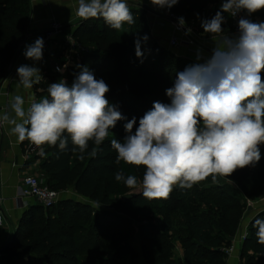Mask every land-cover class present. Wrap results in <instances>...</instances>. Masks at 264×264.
<instances>
[{
	"label": "trees",
	"instance_id": "16d2710c",
	"mask_svg": "<svg viewBox=\"0 0 264 264\" xmlns=\"http://www.w3.org/2000/svg\"><path fill=\"white\" fill-rule=\"evenodd\" d=\"M221 3L179 0L170 9H161L195 23L198 36H204L202 20L212 19ZM128 4L135 22L120 30L109 27L103 18L80 19L68 27H75V37L92 50L79 65H86L97 80L105 81L107 99L127 119L118 121L101 145L90 141L83 158L69 138L66 149L44 145L28 162L40 161L51 188L61 192L73 189L89 202L68 197L49 208L32 204L0 256V264H125L139 259L141 264H227L226 249L232 246L244 220L246 200L264 197V145L255 165L237 169L230 177H209L190 189L176 186L166 200H148L142 189L130 193L122 181L115 180V174L123 171L125 176L135 175L137 184L142 181L137 167L116 163L111 140L122 141L127 120L136 117L138 126L153 102L170 103L165 90L174 85L178 72L191 65L190 60L158 43L153 47L152 64L144 58L141 62L135 54V41L151 35L149 16L153 10L134 1ZM31 14V0H0V83L20 52ZM223 15L226 31L229 14ZM260 16L264 22V13ZM79 71L68 69L63 77L71 84L73 74ZM46 74L50 81L59 77L48 69ZM47 85L42 82L37 86L39 99L47 95ZM93 149L95 156L89 155ZM232 179L235 182H230ZM128 195L132 196L125 198ZM255 218L264 219V211ZM137 233L138 247L134 244ZM240 251L241 264H264V244L258 242L251 221Z\"/></svg>",
	"mask_w": 264,
	"mask_h": 264
},
{
	"label": "clouds",
	"instance_id": "9594fccd",
	"mask_svg": "<svg viewBox=\"0 0 264 264\" xmlns=\"http://www.w3.org/2000/svg\"><path fill=\"white\" fill-rule=\"evenodd\" d=\"M179 0H150L159 8H171ZM264 10V0H222L220 10L210 20H202L204 33L212 37V54L176 74L174 85L165 90L170 103L153 102L139 119L127 120L123 140L112 139L116 163L144 167L140 182L148 200L168 199L174 187L190 189L211 177H230L237 169L255 165L264 145V22L247 16ZM238 34L230 35L222 25L224 13L237 17ZM76 15L84 20L103 18L115 30L132 25L133 13L128 0H77ZM179 26L185 19L178 17ZM191 29H187L186 34ZM135 41V54L143 62L142 41ZM43 38L25 45L24 56L35 62L43 58ZM67 64L56 71L63 72ZM69 84L66 79L47 85L40 100L15 95L11 112L0 114V125H9L10 134L19 142L28 140L67 148L68 140L83 154L89 142L101 145L118 121L126 120L106 94L109 86L97 80L86 65H77ZM18 86L32 89L44 82L40 68H17ZM135 128V130H134ZM75 150V149H74ZM91 156L96 155L95 149ZM117 182L137 187L135 175L115 174ZM258 242L264 244V219L251 220Z\"/></svg>",
	"mask_w": 264,
	"mask_h": 264
},
{
	"label": "crops",
	"instance_id": "0c3cea01",
	"mask_svg": "<svg viewBox=\"0 0 264 264\" xmlns=\"http://www.w3.org/2000/svg\"><path fill=\"white\" fill-rule=\"evenodd\" d=\"M31 8L32 14L27 38L21 46L18 56L15 58L12 67L0 87V114H3L5 111L11 112L10 102L15 95H21L25 98L26 108L30 103L29 97L34 99L38 98V85L28 90L24 89L22 85L18 86L17 68L19 66L27 64L40 68L44 82L51 84L65 79L63 77L65 72L71 68L77 69L76 66L80 64H78L72 56L68 57L66 55V51L64 47L61 46L60 42L56 46L52 45L50 48H43V58L38 62L26 59L23 54L25 45L32 44L37 38H40V35L50 27L54 20L62 22L67 27L77 24L76 21L82 19L76 15L77 0H31ZM261 13H264V10L258 11L253 15L261 18ZM229 21L230 18L228 16V30L226 29V32L233 35L231 33V23ZM193 24L195 25V23ZM149 25L151 28V35L148 36L145 46L142 41L144 60L148 64H152L153 47L155 43L171 49L181 57L187 58L191 61V65L202 62V60H197L198 52L203 59L208 58L212 54L214 43L212 37L207 34L198 36V40L194 45H183L180 48H171L169 45L170 39L174 35H177V33L174 30L173 21L169 19L166 11L161 8L152 11L149 16ZM57 64L62 65V68L67 64V67L63 72H58L55 70ZM47 69L59 75L56 81H50L46 74ZM25 144H28L27 140L19 142L16 136L10 134V126H4L0 138V206L5 210L7 223L4 227H0V245L10 239L25 210L32 204H35L31 199H27L28 201H25V203L23 202V179L25 174L31 172L45 180L42 175L40 161L37 159L32 163H28L30 159H25ZM70 192L72 194H77L73 189L67 191V193ZM254 201L255 204L253 208L245 215L247 218L243 220L242 226H240L235 238L242 233L244 226L251 221L256 214L264 211V197ZM241 245L242 243L238 244L236 250L228 255L227 264H241Z\"/></svg>",
	"mask_w": 264,
	"mask_h": 264
},
{
	"label": "built area",
	"instance_id": "2783aa9c",
	"mask_svg": "<svg viewBox=\"0 0 264 264\" xmlns=\"http://www.w3.org/2000/svg\"><path fill=\"white\" fill-rule=\"evenodd\" d=\"M168 17L171 16L173 18V26L177 35H174L169 42L171 48H180L183 45H194L198 40V34L196 32V27L193 23L186 22L183 27L179 26L178 17L175 15L168 14ZM240 16H247V13L241 12L237 17H232L229 15L230 23H231V33L233 35L238 34V20ZM253 22H263V20L258 16H247ZM67 26L60 21L54 20L50 27L40 35V38H43L44 47L50 48L52 45H58L61 43V46L64 47L66 51V55L72 56L75 61L79 64L82 61L84 55L90 53L92 50L89 46L84 44L82 41L77 39L74 35L75 27L66 28ZM187 29H191V32L186 34ZM57 67H61L62 65L57 64ZM35 100H40L36 98ZM5 125H0V138L2 136ZM28 141V140H27ZM43 151L42 147H37L28 141L26 144L25 151V159L29 160L34 156H37ZM24 189L22 194V199L28 201L27 199H31L35 204L41 205L45 208H49L55 205L61 197L63 192L58 191L56 189L51 188L48 184H46L45 180L41 177L37 176L34 173H26L23 179ZM1 201V194H0ZM28 203V202H27ZM255 204L254 200L247 199V209L245 215L248 214L250 209L253 208ZM30 207V206H29ZM7 223V215L3 207L0 206V227H4ZM250 221L244 226L242 233L234 238L233 244L231 247L226 249L228 255L232 254L236 250V246L238 244L243 243L247 238L248 226Z\"/></svg>",
	"mask_w": 264,
	"mask_h": 264
},
{
	"label": "rangeland",
	"instance_id": "374dc122",
	"mask_svg": "<svg viewBox=\"0 0 264 264\" xmlns=\"http://www.w3.org/2000/svg\"><path fill=\"white\" fill-rule=\"evenodd\" d=\"M129 1H134V2L139 3V4H142V5H145V6H149L150 8H152V10H157V9H159V7L152 5V4L150 3V0H128V2H129ZM162 10H163V9H162ZM76 22H78V20H77ZM124 26L126 27V24H125ZM90 39H91V38H90ZM93 40H96V38H93L92 41H93ZM93 42H94V41H93ZM145 45H146V42H144V46H145ZM260 148L263 149V145H261ZM144 172H145L144 167H137V173H138L139 177L141 178V180H142V177H143ZM233 178H234V176H233ZM230 182H235V181L232 179V181H230ZM141 189H142V185L139 183V184H137V187H136V188H134V189H133V188H129V192H130V193H131V192H132V193H133V192H138V191L141 190ZM69 196H70L71 198L75 199V200H84V201H86V202H89L88 199L83 198V197L80 196L79 194H72L71 192H70V193H67V191H64V192L61 194L60 200H61V199L68 198ZM251 200H252V199H251ZM238 204H239V203H238ZM246 204H247V200H246ZM246 206H247V205H246ZM246 209H247V208H246ZM239 211H240V208L236 206V208H235V213L239 214ZM246 218H247V217L245 216L244 219L246 220ZM241 226H242V222H241ZM14 233H15V231H14ZM14 233H13V235L10 237L9 240H6L4 243H2V244L0 245V250H1L4 246H6L8 243H11V242H12V240H13V236H14ZM134 240H135V243H134L135 246L138 247V246L140 245V242H139V234H138V233L135 235ZM4 252H5V251H4ZM4 252H3L1 255H3ZM1 255H0V256H1ZM9 256L13 257V254H12V255H9ZM125 264H141V261H140V259H139V260H137V261L128 262V263H125ZM256 264H257V263H256Z\"/></svg>",
	"mask_w": 264,
	"mask_h": 264
},
{
	"label": "water",
	"instance_id": "95a60500",
	"mask_svg": "<svg viewBox=\"0 0 264 264\" xmlns=\"http://www.w3.org/2000/svg\"><path fill=\"white\" fill-rule=\"evenodd\" d=\"M148 9H151L149 6H146ZM169 19L173 20V18L171 16H169ZM27 38V35L25 36V38L22 40L21 42V45L24 44L25 40ZM4 80H2L1 84H0V87L2 86V83H3ZM132 195H128L126 196L125 198H129L131 197ZM11 243H8L6 246H4L1 250H0V255L7 249V247L10 245Z\"/></svg>",
	"mask_w": 264,
	"mask_h": 264
}]
</instances>
